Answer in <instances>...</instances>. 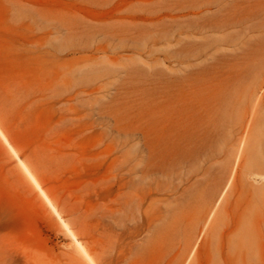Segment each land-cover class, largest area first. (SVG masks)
Masks as SVG:
<instances>
[{"label": "rangeland", "instance_id": "obj_1", "mask_svg": "<svg viewBox=\"0 0 264 264\" xmlns=\"http://www.w3.org/2000/svg\"><path fill=\"white\" fill-rule=\"evenodd\" d=\"M0 128L96 264H264V0H0ZM19 164L0 264H89Z\"/></svg>", "mask_w": 264, "mask_h": 264}, {"label": "bare ground", "instance_id": "obj_2", "mask_svg": "<svg viewBox=\"0 0 264 264\" xmlns=\"http://www.w3.org/2000/svg\"><path fill=\"white\" fill-rule=\"evenodd\" d=\"M0 136L4 140V142L7 144V146L10 148V150L13 152V154L17 157V159H18V161L20 163L19 165L22 166V168L26 172L25 174H27V176L29 177V179L31 180V182L33 183V185L36 187V189L39 191V193L41 194V196L43 197V199L46 201V203L48 204V206L52 209V211L60 219V221L62 222V225H63L64 229L69 234L71 240L76 244L75 246L77 247L79 253H81L83 255V257L88 261L89 264H96L95 260L90 255L89 251L82 245V243L79 241V239L77 238L76 234L72 231V229L69 227V225L61 218V216H60V214H59V212H58V210H57V208H56L53 200L48 196V194L46 193V191L42 188L39 180L34 175V173L30 170V168L28 167V165L18 156L16 150L11 146V144L7 140L6 135L1 130V128H0ZM258 176L259 175H257V177ZM74 243H73V245H74Z\"/></svg>", "mask_w": 264, "mask_h": 264}]
</instances>
